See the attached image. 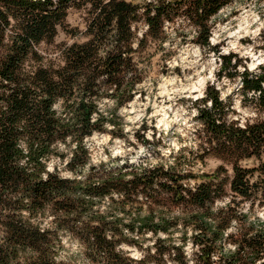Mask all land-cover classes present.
Listing matches in <instances>:
<instances>
[{"label": "trees", "instance_id": "1", "mask_svg": "<svg viewBox=\"0 0 264 264\" xmlns=\"http://www.w3.org/2000/svg\"><path fill=\"white\" fill-rule=\"evenodd\" d=\"M89 2L92 8L86 9ZM216 6V0H193L186 11L203 8L204 14L210 15ZM140 7L125 0H111L108 5L103 0H59L57 4L52 0H0V264H55L54 257L59 255L56 229L74 213L77 217L86 215L112 191L122 194L118 203L114 198L112 203L114 211L130 218L124 227L133 233L131 243H139L135 237L144 238L149 232L156 236L163 233L166 237L155 243L157 252L172 257L174 264H257L264 260V231L258 230L264 227V218L254 215L256 207L264 208V120L239 129L237 122L216 123L227 114L218 101L215 111L201 110L198 120L203 128L197 135L202 159L213 154L233 165L229 192L222 176L227 172L225 165L200 177L182 170L179 157L167 169L164 164L152 168L92 166V153L83 138L94 133L114 134L99 119L92 125V115L121 89L131 88L128 99H133L132 80H144L139 75L128 77L130 72L140 71L133 60L136 50L130 44L131 26L143 19L152 25L153 38H158L161 16L167 17L172 10L171 5L162 3L153 17L152 6L145 5L141 17ZM69 9L87 12L85 32L68 26ZM61 29L89 39L57 45ZM113 30L116 35L110 40ZM110 44L105 58L98 60L100 49ZM140 47H147L145 39ZM236 57L230 54L222 59L227 65ZM260 68L264 70V66ZM240 75L242 93L264 91V74L246 69ZM100 76L107 79L98 84ZM111 87L116 92H101ZM62 100L60 109L53 107ZM73 132L79 133L81 142L65 169L75 176L62 177L58 166L49 173L47 166L54 159H67L58 142L65 143ZM143 142L149 141L144 138ZM253 157L259 161L257 166L241 164ZM193 179H197L194 185ZM226 197L228 203L217 207V201ZM111 215L99 218L102 226L85 224L86 232L96 234L88 247L97 254L98 264H133L130 257L116 253L114 242L103 234L111 224L119 235L115 227L119 218L113 221ZM49 216L56 227L42 230ZM61 216L65 220L57 222ZM230 227L236 231L228 232ZM176 232L182 233L179 243L173 240ZM190 243L191 254L186 249ZM229 244L239 245L235 253ZM136 264H148L147 256Z\"/></svg>", "mask_w": 264, "mask_h": 264}, {"label": "clouds", "instance_id": "2", "mask_svg": "<svg viewBox=\"0 0 264 264\" xmlns=\"http://www.w3.org/2000/svg\"><path fill=\"white\" fill-rule=\"evenodd\" d=\"M59 0H52L53 4H57ZM111 0H103L104 5H108ZM125 3L139 4L138 14L143 17L146 11L145 5H151L150 15H157V8L164 5H171L172 10L167 17L161 16V24L159 27L158 38H153L151 31L152 25L143 19L138 24L131 26L133 33L130 41L131 48L135 49L133 60L136 67L140 70L138 73L130 72L128 77L134 75L145 76L143 83L132 80L135 85V95L129 100L128 96L133 91L131 88L127 90L121 89L116 95L107 99L100 105L99 113H94L91 117V124L95 125L96 121L101 120L103 127L119 136L122 131L124 139H118L113 135H107V140H113L115 144L123 145L125 141L131 142L134 147H124L121 151H111L110 155H128L131 162L135 164L137 159L133 153H144L145 146L136 139V132L139 130L148 140H153L151 128L157 129V138L165 139L169 134V129L174 122H178V126L172 133V140L167 148L161 147L160 152L163 159H155L151 155L147 156V161H141L136 167L152 168L158 163H163L167 169L170 165L176 163L175 158H168L169 153H179L181 149H185L183 155L187 156V150L195 151L197 145L201 141L197 140L194 135L196 129H202L203 123L198 118L201 116V110L209 112L215 111L218 101L224 106L223 111L227 113L222 119H217L216 123L220 124L224 121L231 124L237 122L239 129H245L246 124L253 123L257 120H264V91L252 90L241 94L240 89L243 88L242 76L235 75L229 77V73H244L247 69L250 72L264 74L259 66L264 65V0H216V9L210 15H205L203 8L199 11L188 13L186 10L193 0H125ZM177 5H180L177 7ZM86 9L92 8V3L85 5ZM71 12L72 10L69 9ZM83 15L87 12L82 9ZM80 13H77L79 16ZM81 29H85L86 25L83 21H79ZM57 27H59L57 25ZM116 35L115 30L110 34L111 40ZM89 37L80 40L84 43ZM146 40V48H141V40ZM244 43H241V40ZM224 41V43H221ZM250 41V42H249ZM69 45L72 43L68 41ZM219 45V47H215ZM112 45H106L98 52V60H103ZM230 53H238L236 58L231 59L229 64H225L222 57H228ZM242 59V63L237 65V59ZM144 62L141 63L140 61ZM63 65V61H61ZM235 66V67H233ZM179 68V72L176 69ZM190 69L191 72L186 70ZM166 73V75L164 74ZM107 79L106 76H100L97 83ZM155 81L156 87L153 86ZM161 81H167L171 85H176L169 91H164L158 85ZM239 86V87H238ZM144 89L148 92L143 100L139 95L140 90ZM234 89L236 90L234 94ZM264 89V86H262ZM101 92H116L115 87L102 88ZM213 93H218L214 96ZM247 97V99H245ZM242 102L244 104L242 105ZM64 101L53 105L54 108L60 109ZM107 105V111L105 110ZM151 107L153 111L147 113V109ZM139 115L128 116L129 112H137ZM60 113L57 112V115ZM103 118H106V121ZM124 117V119H121ZM155 118V123L153 122ZM67 119V117L65 118ZM131 120V125L127 123ZM139 121V123L137 122ZM147 123L149 130L145 131L140 125ZM77 127H79L77 125ZM160 133L164 135L161 136ZM183 137V140L176 139V136ZM95 138V133L91 137H84L83 143H87ZM81 142L79 133L73 132L67 137L65 143H59V150L68 154L67 159L62 163L55 160L54 163L63 167L72 159L73 151H78L77 144ZM67 145V146H66ZM57 145H53L56 148ZM108 160L109 156L101 157ZM264 159V157H262ZM98 163L96 159L91 161ZM123 163V161H121ZM222 159H217L216 164H223ZM245 166L251 167L253 163H259L253 157L251 160L242 162ZM231 173V166L225 164ZM184 171H207L197 165L194 169L184 168ZM47 171L53 172L52 164H48ZM84 171L87 172V166ZM71 172H62V177H72ZM44 180L48 179L44 175ZM79 177H77L78 179ZM196 183V182H192ZM112 198L118 203L122 199V194L117 191L110 192L101 200H98L90 211L82 216L77 217L76 214L69 216L61 229H56L58 239L55 243V249L59 255L54 257L55 264H91V261L85 259V252L89 251V245L96 240L95 233L85 231V224L92 227L102 226L103 221L100 217H109L115 221L119 218V223L115 227L119 229V235L112 231L113 225H109L104 231L107 240L113 241L115 244L114 251L123 253L131 258L133 264L144 259L149 243H144V238L135 237L140 240L143 248L139 249L131 241L134 238L133 233L129 232L124 225L130 223V218H124L121 213L114 211L116 205L112 203ZM227 204L228 201L223 202ZM222 206L217 201V207ZM213 208V211H216ZM95 217L96 219H93ZM53 217L49 216L42 225L44 227L55 228L52 223ZM65 220L63 216L57 219V222ZM39 222V221H37ZM236 220L232 224L236 225ZM261 223H264L262 221ZM246 230V229H245ZM258 230L264 231V227H258ZM236 231L235 227L228 228V232ZM255 233H250L254 235ZM150 236L151 233H146ZM227 235V233H225ZM127 238V239H125ZM239 245H229L231 252L235 253ZM154 251V249H153ZM243 255V254H242ZM264 256V251L261 252ZM247 258V257H246ZM217 259V257H213ZM257 264H264V260L257 261Z\"/></svg>", "mask_w": 264, "mask_h": 264}, {"label": "rangeland", "instance_id": "3", "mask_svg": "<svg viewBox=\"0 0 264 264\" xmlns=\"http://www.w3.org/2000/svg\"><path fill=\"white\" fill-rule=\"evenodd\" d=\"M77 13H80V15L77 16ZM79 21H83L85 23V25H86V16L83 15L82 11L72 10L70 12L69 16H68V19H67L68 26H70L71 28H78L80 30V32H85L86 27H85V29H81ZM84 38H85V36L82 33L80 35H77V36H71L70 34L66 33L65 30L61 29V31H60L57 39H56V44L57 45L69 44L68 43L69 40H71L72 43H73L75 41H80V40H82ZM221 43H224V41H221ZM241 43H244L243 39L241 40ZM215 47L218 48L219 45H216ZM49 48L53 49L54 47H49ZM230 54H236L238 56V53H230ZM242 59H244V58L237 59L238 65H240L242 63ZM143 62L144 61L141 60V63H143ZM261 66H264V65H261ZM261 66H259V67H261ZM176 71L179 72V68H177ZM186 71L191 72L190 69H188ZM164 74L166 75V73H164ZM235 75H240V73H234V76ZM234 76L233 77L230 76V78H233V82H235ZM145 78L146 77L144 76V80H145ZM144 80H143V82H144ZM153 86L156 87L155 81H153ZM158 87H160L164 91H169L173 87H176V85H171L167 81H161V83L158 85ZM140 92L141 93H139V95L141 97V100H143L146 96H148V92L145 91L144 89H141ZM235 92H236V90L234 89V94H235ZM240 92L242 94V89H240ZM243 104H244V102H242V105ZM105 110L106 111L108 110L107 109V105H105ZM146 111H147V113H151L153 111V109L151 107H149ZM127 115L134 117L136 115H139V111H137L135 113L129 112ZM121 119H124V117H122ZM194 119H198V118H194ZM137 122L139 123V121H137ZM153 122L155 123V118H153ZM127 123L129 125H131V120H127ZM178 126H180L178 124V122H174L171 125V128L169 129V134H168V136L165 139L157 138L156 134H157L158 130L155 129L154 127L151 128V131L153 133V140L149 141L148 143H144L143 142V139L145 137L142 135V133L139 130H137L136 139H137V141H140L141 143H143V145L145 146L146 151L144 153H138L137 152V153H133L132 154L133 156L137 157V159L135 161V164L133 162H131V159H130V157L128 155H117L115 157H112L110 155L111 151H118L119 152L126 146L127 147H134V145H132L131 142L125 141V144L120 145V144H115L113 142V140H107V143H105L107 135H112V134H109V133H95V138L91 139L88 142V145H89L91 153H92V160L96 159L98 161V163H92V166H97L98 167V165H101V164H105L107 166H109V165H115V166H119L120 165V166H123L125 164H130V165H135L136 166V165L140 164L141 161H147V156L148 155H151L155 159H163L162 154L160 152V148L161 147L167 148L170 145L171 140L173 138L172 133ZM140 128L144 129L145 131L149 130V126L147 125L146 122L141 124ZM197 131H198V129H196L194 135L196 136L197 140L201 141V139L197 135ZM124 135L125 134L121 131L118 137H116L115 134H113V137H114V139L118 138V139L123 140L124 139ZM160 135L163 136L164 134L160 133ZM176 139L182 141L183 137H180V136L177 135ZM200 144L201 143H199L197 145V149L195 151H193L191 149H188L187 150V156L183 155L185 149H181L179 153L170 152L168 158L170 159V158H173V157L174 158L179 157L180 158V162H181V166H180L181 169H184L185 167L188 168V169H194V168L197 167V165H199L201 168L208 169L207 171H191V170L185 171V172H191V174H193L194 176H198V177H200L203 174H212V173L218 171V169L221 166H224L225 164L230 165L231 166V173H229V170L226 167L227 168V172L223 173V175H222L223 178L226 180L227 191L229 192L230 191V185L229 184H230V182H231V180H232V178L234 176L233 165L230 164V163H226L224 160H223L224 161L223 164H216V160L217 159H221V158H219L218 156L213 155V154L207 155L205 157V159L203 160L202 159L203 150L200 147ZM103 156H109L110 158L108 160H104V159L101 158ZM55 160H58V159H54L53 162L51 163L53 168L55 166H58L60 168L61 173L62 172H69V171H67L65 169V165L63 167H60L59 164L54 163ZM248 160H251V159H248ZM255 160L258 161L257 159H255ZM58 161H60V160H58ZM121 161H123V163H121ZM244 161H247V160H244ZM60 162L62 163V161H60ZM159 164H163V163H158L157 165H159ZM241 164L244 167H247L243 163H241ZM257 165H258V163H253V165L251 167H247V168H253V167L257 166ZM72 176H75V175L73 174ZM196 181H197V179H193L191 181V183L192 182H196ZM192 184L194 185L195 183H192ZM225 200H227V197H226ZM225 200H221L220 201L221 205L224 204L223 202ZM247 206L248 205L246 203L243 205V207L245 209L247 208ZM254 213H256V214H254L255 216H260V218H262V219L264 218V208L256 207L255 210H254ZM165 237H166V235L163 234V233H160L158 236L154 235L153 233H151L150 236H147V235L144 236V243H149V241H152L153 239L155 240L154 243H149L148 248L145 249V252H146L145 256H147L148 264H174L172 259H171L172 257H170L169 255L158 254V252H157V248H156L155 243L158 241V238L164 239ZM181 238H182V233L181 232H176L175 235H174V239L173 240L176 243H179ZM135 245L137 246L138 250L143 248V245L140 243V240H139V243H137ZM229 245H227L228 248H229ZM231 245H233V244H231ZM153 249H154V251H153ZM159 249L160 250H164L165 247L163 246V247H160ZM186 249H187V253H189V254L192 253L191 243L187 245ZM85 259L88 260V261H91V264H98V256H97V254L95 252H92L91 250L85 252Z\"/></svg>", "mask_w": 264, "mask_h": 264}]
</instances>
